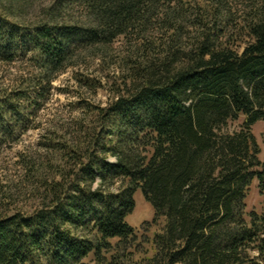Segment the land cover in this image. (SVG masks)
Instances as JSON below:
<instances>
[{
    "label": "trees",
    "instance_id": "trees-1",
    "mask_svg": "<svg viewBox=\"0 0 264 264\" xmlns=\"http://www.w3.org/2000/svg\"><path fill=\"white\" fill-rule=\"evenodd\" d=\"M36 3L0 0V63L32 69L0 88V144L30 92L68 69L108 100L74 102L73 136L49 133L43 162L22 161L37 204L0 206V264H264V213L246 211L253 182L264 196L251 131L264 121V0ZM138 189L164 219L151 254L126 220Z\"/></svg>",
    "mask_w": 264,
    "mask_h": 264
},
{
    "label": "rangeland",
    "instance_id": "rangeland-1",
    "mask_svg": "<svg viewBox=\"0 0 264 264\" xmlns=\"http://www.w3.org/2000/svg\"><path fill=\"white\" fill-rule=\"evenodd\" d=\"M52 0H37L36 7L42 10ZM37 9V8H36ZM39 9V10H40ZM37 10V12H39ZM36 12V13H37ZM84 70V67H81ZM31 67L26 60H17L11 64L0 63V88H16L30 77ZM95 74L98 73L93 66L87 69ZM75 70L68 69L52 81L42 97H37L30 92L31 101L28 103L24 113L18 116L16 139L6 140L0 144V206L20 210H31L37 204L32 197V183L23 178V162L25 159L43 162L46 155L41 147L44 136L49 133L61 140L62 137L70 139L76 129V116L79 111L74 102L85 100L93 105L104 106L108 100L104 89H97L91 93L87 89H79L72 77ZM100 74V73H99ZM97 74V75H99ZM103 75L102 73L100 74ZM36 100V102H34ZM242 117L230 121L227 130H238L242 124ZM260 148L259 158L264 160V121L259 120L251 126ZM35 181L32 179V182ZM135 206L133 211L126 217L127 222L134 227L137 242L141 244L142 253L148 251L151 254V240L154 233L158 232L163 223V218L152 221L154 212L151 205L144 200L138 189L134 194ZM246 211L264 213V196L261 195L253 182L246 197ZM115 240H113L114 242ZM141 254V253H140ZM85 264H93L92 257L84 259Z\"/></svg>",
    "mask_w": 264,
    "mask_h": 264
}]
</instances>
